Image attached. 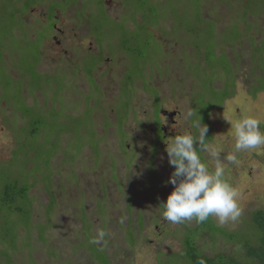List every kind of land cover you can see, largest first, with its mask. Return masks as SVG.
<instances>
[{"label":"rangeland","instance_id":"1","mask_svg":"<svg viewBox=\"0 0 264 264\" xmlns=\"http://www.w3.org/2000/svg\"><path fill=\"white\" fill-rule=\"evenodd\" d=\"M22 1H36L21 16L24 28L13 30V37L21 41L26 35L27 45L13 55L6 50L0 53V166L16 176L28 173L33 184L31 192L38 198L33 202L31 220L37 227L30 228L29 235L32 260L28 259L26 249L21 255L15 254L16 249H8L15 263L97 264L87 247L100 229L106 232L105 241L95 246L106 254L110 264L173 263L174 257L181 252V239H188V233L183 223L165 220L158 203L173 188L169 183L173 168L167 159L166 144L176 135H197V130L185 121L184 114L189 110L195 113L193 120L201 118V123L208 124L211 135L207 137V143L222 147L220 161L225 165V179L239 193L241 215L236 221L221 225L215 217L210 220L233 231L230 232L233 237L235 231L236 236L247 233L245 220L250 219V212L264 209V146L237 153V164L228 162L226 155L232 152L234 140L227 120L252 116L261 121L260 130L264 132V90L256 95L250 91L264 83L261 78L264 75L261 66H264V47L260 46L264 40V10L256 21L260 20V26L246 37L242 35L234 45L225 46L227 33L238 32L232 28L237 21L230 19L238 16L226 7L215 13L220 14L221 22L206 12L208 17L202 19V23L192 20L189 25L188 21L182 20L179 25L178 19L172 23L171 16L158 22L153 18L146 21L143 16L141 19L140 11L133 15L135 7L121 0ZM158 2L166 4V0ZM5 4L12 6L13 0H0V5ZM247 18L244 19L247 24L253 21L252 14ZM140 21L146 24L147 31L137 29L140 26L136 24ZM242 25L245 23L241 22L239 26ZM188 26L192 28L191 36L177 30ZM47 27L50 28L48 34ZM126 29L138 33L133 35L134 44L127 53L119 47V34ZM5 31L0 25V46L6 43L7 47L9 42L11 49L17 51ZM39 44H42L41 59L32 56ZM98 47L102 54L93 60V54H99ZM137 57L140 62H135ZM98 58L93 70V63ZM28 60L36 61L37 70L49 75L31 81L14 77ZM134 78L138 79L134 83L137 90L132 92L124 122L126 150L123 151L116 121L119 113L124 114L125 101L133 90L128 82ZM31 82L44 94L31 88ZM210 83L212 87H208ZM45 84L47 88L42 87ZM59 87L61 89L56 92ZM24 101L38 114L59 117V123L53 120L52 134L58 129L67 130L59 137L50 171L41 166L38 169L32 161L25 164L24 171L23 162L9 160L13 149L18 148L17 141H23L27 132L22 130L28 123L27 115L21 112ZM207 103L213 107L205 123L203 112ZM158 119L162 126L158 125ZM94 142L99 145L98 156L93 149ZM155 149L153 176L147 166ZM21 153L19 151L17 156L24 158ZM31 155L28 154V158ZM202 155L203 162L212 170L215 162L207 153L202 152ZM150 177L164 180L163 184L161 181L156 183L153 190V196L157 198L146 194L149 188L145 186L150 183ZM128 189L133 191L135 202L130 217L124 208L127 195L123 193ZM96 197H101L106 204L105 216L95 208ZM154 198L158 202H153L156 201ZM139 209L142 210V223L136 221ZM84 216L90 224L89 232L82 222ZM48 222L47 232L39 235L47 239L42 244L37 240L38 228ZM186 224L195 227L197 222L191 220ZM129 226L134 229V238L125 235ZM240 231L241 234H237ZM221 236L215 238L212 235L210 239L198 236L197 245L204 252L234 250L233 241H227V235ZM212 239H215L214 248ZM5 252V248L0 250V253Z\"/></svg>","mask_w":264,"mask_h":264},{"label":"trees","instance_id":"2","mask_svg":"<svg viewBox=\"0 0 264 264\" xmlns=\"http://www.w3.org/2000/svg\"><path fill=\"white\" fill-rule=\"evenodd\" d=\"M121 1H126L129 3V5L132 4L135 7L136 10L135 12L132 13L133 15L136 14V11H140L141 19L143 16V19L146 18V21H149L150 18H153L156 22H158L160 19L170 18L171 16L172 19L174 20V22L172 23L177 22L178 19L179 25L182 20L188 21L189 25L192 20H194L197 23H202L201 20L208 17L206 12L212 13V15L215 18H217L218 21L221 22L222 18L220 14H215V13H217L219 9H224L226 7L225 9L231 12H235L234 16L235 15L238 16V17H230L231 20L235 19L237 21L238 24L234 25L232 28H236L238 32L236 34H232L231 32L227 33L226 35L227 39L224 42L225 46L229 44L234 45L236 42L241 40L242 35L246 37L247 35H249L248 33L251 32L255 27L260 26L259 25L260 20L257 23L256 21L258 20V17L263 13L264 10V0H221L222 3H220L219 0H201L199 2H196L197 4L194 3L192 0L190 1L170 0L169 3L168 0H166V4H162V2L159 3L158 0H121ZM19 2H21L20 5H18ZM35 2L36 1H33L32 3H28V2L23 3L22 0H13L12 6H7L6 4L0 5V7L3 6L1 11L3 14L0 17V25L4 26V29L6 30L5 35H9L11 37L9 38L11 44L12 46L14 45L17 50V51H13L11 49L12 47H10L8 42L7 47H6V43H4L3 46H0V53H2L3 50H6L9 54H12V53H18L20 49H25L27 45L26 35L24 37V40L21 41L20 39H17V37L16 38L13 37V30L15 28H21V29L24 28L25 22L21 16H23V14L28 10V8L30 6H33ZM162 5H164V7H162ZM166 6L167 8H165ZM103 8H104V3H103ZM160 11L162 12L160 13ZM165 13L166 15H164ZM248 14H252V19H253V21L249 24H247V21H245L249 19L247 18ZM133 19L135 20L136 18L133 16ZM262 19H264V14L262 16ZM142 21L138 22L136 26H140L137 28L138 30L145 31L147 26ZM241 22H244L245 25L239 26L241 25ZM98 26L101 25L98 24ZM262 27L264 28V26ZM191 29H192L191 26H188L184 29L180 27L177 30L183 31L189 36H191L189 34V32H191ZM136 34L138 33H130V30L126 29L119 34L120 36L118 35L120 42L119 47L122 51L124 50L127 53L128 50L132 48V45L134 44L133 35L136 36ZM129 35H132L131 36L132 38L129 39ZM118 36H116L117 41H118ZM137 42L140 43V41ZM261 44L260 46L264 47L263 39L261 40ZM41 45L40 44L37 45L38 47L34 49V53L32 54L34 58L41 59V54H39ZM99 56L100 54L98 55L93 54V60L94 57H99ZM99 59L100 58H98L97 61L93 63V70L96 64L99 62ZM140 61H141L140 57H137L135 59V62H140ZM35 63L36 61H30V62L29 60L27 62L25 61L24 64L21 67H19L20 71H16V76L14 77H18L22 81H26V80L31 81V79H37V78L39 80V78L47 77L49 74L38 71L37 70L38 64ZM261 66L262 69L264 70L263 64ZM232 74L234 76V73ZM262 76L263 77L261 78L264 80V75L262 74ZM137 80H138L137 78H134L133 80L131 79L128 82L130 83L133 90H131L130 98H127V100L125 101L126 106L123 109L124 114L121 115V113L118 112L119 115H117L116 128L121 138L120 139L121 147L123 151L126 150V146H125L126 134L124 133L123 127H124V122L127 119L128 108L129 106H131L130 105L131 98L133 97L132 92L137 90L134 85V83ZM31 83H32L31 88L35 89V83L33 82ZM93 84H95L94 79H93ZM20 85L21 84L19 83V86ZM46 86L47 84L42 85V87L47 88ZM61 87L55 89V91L57 92L58 90L61 89ZM208 87H212L211 83L208 85ZM263 90H264V83L263 85L257 86L255 89L251 88L250 91L252 95H256L259 91H263ZM38 92L44 94L40 90H38ZM52 107L54 106L52 105ZM212 107L213 104L207 103L206 108H204L203 116L205 123L208 121L207 119L208 113L211 111ZM50 110L53 111V109ZM21 112L27 115L28 117V123L26 124L25 128L22 129L27 132L23 135L24 137L23 141H17L16 146L18 148H16V150L13 149V154H12L13 156L9 160H19L23 162V164H21V167L23 168L25 167V164H27V162L32 161L34 165L38 166V169L41 166L42 169L49 170L51 166L50 161L57 152L56 149L58 146L57 143L59 141V137L62 134V132L64 133L67 130L63 128L58 129L59 131H57V133L52 134V131L54 130L52 127L53 120L55 121L54 123H59V117L54 115H42V113L38 114L36 113V111L32 109V106H27L25 101ZM159 124L160 123H158V125ZM92 128L95 129L93 124H92ZM107 128L108 125L105 128V131L107 130ZM209 133H210V129L207 128L206 142L209 140L207 139V137L211 135ZM93 135L94 134L92 133V136ZM96 142L92 144L94 146L93 149L95 155L98 156L99 145ZM19 151H22L21 155H23L24 158H22L19 155L17 156ZM197 151L200 153L201 160L203 161L204 158L199 147H197ZM28 154H33V155H31V157L28 158ZM155 155H156V149L153 150V153H151V160L148 161L149 166H147L150 169L149 171L152 172L153 176L155 172V168L153 165V159ZM111 167L113 168V163L111 164ZM171 167L173 168V166ZM150 179H151L150 183H148V185L145 186V188H149V193L146 194L147 195L152 194V197H155L153 196L154 195L153 190L155 188L156 183L161 181V183L163 184L164 180L161 179L157 181V179L156 178L154 179V177H150ZM30 182L31 179L29 178L28 173L25 175L16 176L13 175L11 172H9V169L2 170L0 166V250L2 248H5L6 250L5 253H0V264H16L15 258L14 260L12 259L11 257L12 254L8 251V249L10 250L16 249L15 254L18 252L20 255L22 254V250L26 249L28 250L27 251L28 259L30 261L32 260L29 251V245L31 243L29 235H30V228L36 229L37 227L31 224V220L33 216V202L38 198V196L37 194H35V192H31L33 188V184ZM143 191L146 192L144 189ZM132 193L133 191L131 189H128L125 193H123L124 195H127V200L124 201V208L128 212L129 217L131 216L132 210L135 206ZM101 201L103 202V199L101 197H96L94 205L98 213H101L103 216H105L106 204L104 202H103L104 205L101 204ZM96 202H98V206L96 205ZM153 202H158V201L156 200ZM48 210L51 209L48 208ZM137 214H138V218L136 221L138 222L140 220V222L142 223L143 220L142 210L141 209L137 210ZM249 217H250L249 220H245L248 232L243 235L236 236V231H235L236 239L234 238L235 236L233 237L230 233L233 231H228L225 228L221 227L216 222L214 223L213 221L210 220V218L212 217H210L208 220L202 223H197L195 227L188 226L186 222H184L183 224L187 229L186 233H188V239H181L182 242L181 252L177 254L176 257H174L173 263H169V264H264V209L257 208L253 210L252 212H250ZM82 222L84 224V228H86L87 231L89 232L90 224L89 225L87 224L86 216H84V220ZM129 222H131V218L129 219ZM45 224L42 225L43 226L42 228H38L40 232L38 234L37 240L42 242V244L46 242L47 239H44V237L40 238L39 235L47 232L48 225H50L49 222L46 226ZM20 231H22L23 234H21ZM242 232H244V230H242ZM238 233L241 234V231L237 232V234ZM126 234H128V236L130 234V238H134L133 227L129 226L128 228H126L125 235ZM212 235L215 238L218 235H222V236L227 235L228 238L225 239L227 241H233L232 244L234 250L233 249L232 250L227 249L225 251L210 250L209 252H204V249L201 246L197 245L198 236H201L203 238L206 237L210 239ZM86 236L88 239V235ZM214 240L215 239L211 240L212 248H214L215 245ZM18 242L20 243V245L17 244ZM128 242L133 243L131 240H129ZM87 248L89 250L90 257L93 260H96L97 264H110L109 260L106 257V254L104 252L102 253L101 249L98 250L94 244L90 243V246H88ZM52 252L55 255L54 250Z\"/></svg>","mask_w":264,"mask_h":264},{"label":"clouds","instance_id":"3","mask_svg":"<svg viewBox=\"0 0 264 264\" xmlns=\"http://www.w3.org/2000/svg\"><path fill=\"white\" fill-rule=\"evenodd\" d=\"M184 115L185 121L197 130V135H176L166 144L167 159L173 166L169 176L173 188L158 203L160 214L171 223L191 220L202 223L210 217H215L221 225L236 221L241 215L239 193L225 179V165L220 161L223 149L206 142L207 126L201 123V118L192 119L195 115L193 111L189 110ZM227 121L231 125L234 140L232 152L226 155L228 162L237 164V153L264 146V132L260 130L261 121L258 118L246 116ZM194 142L198 146L194 147ZM197 147L215 162L212 170L201 160ZM105 237L106 232L100 229L89 242L100 244L105 241Z\"/></svg>","mask_w":264,"mask_h":264},{"label":"flooded vegetation","instance_id":"4","mask_svg":"<svg viewBox=\"0 0 264 264\" xmlns=\"http://www.w3.org/2000/svg\"><path fill=\"white\" fill-rule=\"evenodd\" d=\"M49 32H50V28H46V33L48 34ZM97 50L99 51V54L101 55V54H102L101 49L98 47ZM161 112L164 113V114L169 115V112H166V111H164V110H162ZM169 116H170V115H169ZM159 123H160V125L162 126V124H161L160 121H159Z\"/></svg>","mask_w":264,"mask_h":264}]
</instances>
